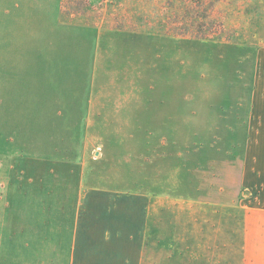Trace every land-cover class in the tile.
<instances>
[{
  "label": "rangeland",
  "instance_id": "374dc122",
  "mask_svg": "<svg viewBox=\"0 0 264 264\" xmlns=\"http://www.w3.org/2000/svg\"><path fill=\"white\" fill-rule=\"evenodd\" d=\"M18 160L147 195L165 237L146 264H241L264 207V0H0V165Z\"/></svg>",
  "mask_w": 264,
  "mask_h": 264
},
{
  "label": "crops",
  "instance_id": "0c3cea01",
  "mask_svg": "<svg viewBox=\"0 0 264 264\" xmlns=\"http://www.w3.org/2000/svg\"><path fill=\"white\" fill-rule=\"evenodd\" d=\"M88 172L68 162L0 165V264H146L163 248L149 197L98 188ZM257 172L248 185L264 190ZM242 239L241 264H264V207L245 214Z\"/></svg>",
  "mask_w": 264,
  "mask_h": 264
}]
</instances>
